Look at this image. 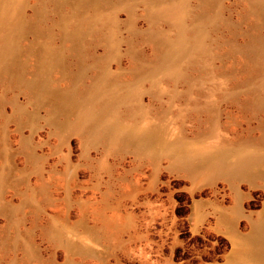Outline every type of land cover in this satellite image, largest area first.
<instances>
[{"label": "rangeland", "instance_id": "rangeland-1", "mask_svg": "<svg viewBox=\"0 0 264 264\" xmlns=\"http://www.w3.org/2000/svg\"><path fill=\"white\" fill-rule=\"evenodd\" d=\"M0 264H264V0H0Z\"/></svg>", "mask_w": 264, "mask_h": 264}, {"label": "bare ground", "instance_id": "bare-ground-1", "mask_svg": "<svg viewBox=\"0 0 264 264\" xmlns=\"http://www.w3.org/2000/svg\"><path fill=\"white\" fill-rule=\"evenodd\" d=\"M200 158H201V160H204V161H206V162H208V163H210V164H212L214 166L218 165L219 163L221 165V160L218 159L217 156L210 157V156L203 155ZM249 163L250 162H249L248 159L241 158V159L238 160V164L243 165V166H248ZM181 164H182V166H184V167H186L188 169L195 168L196 165H197L196 162H195V159L193 158V156L184 157L183 160L181 161Z\"/></svg>", "mask_w": 264, "mask_h": 264}]
</instances>
